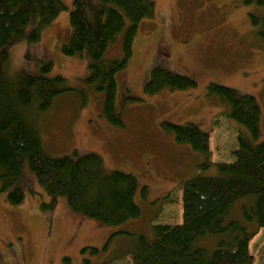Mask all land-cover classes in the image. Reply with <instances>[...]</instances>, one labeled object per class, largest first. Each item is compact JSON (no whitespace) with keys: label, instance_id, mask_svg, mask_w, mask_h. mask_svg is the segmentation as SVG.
I'll use <instances>...</instances> for the list:
<instances>
[{"label":"rangeland","instance_id":"1","mask_svg":"<svg viewBox=\"0 0 264 264\" xmlns=\"http://www.w3.org/2000/svg\"><path fill=\"white\" fill-rule=\"evenodd\" d=\"M63 1L68 9L43 30L39 42L26 37L6 49L2 79L14 84L26 75L62 77L68 90L51 107L31 111L42 150L73 159L95 154L107 172L133 174L141 214L104 224L76 212L66 196L45 190L26 161L13 184L5 186L0 177V264H133L129 252L141 235L154 240V225L183 222L182 181L198 172H216L213 166L201 168L203 153L178 142L165 123L195 124L210 132V161L233 162L242 124L228 118L229 105L210 92L215 83L254 96L264 128V43L259 25L251 20V14L263 15L264 8L247 0H155L154 16L138 23L129 55L125 39L131 22L126 19L104 55L108 61L126 60L116 74L115 106L124 124L117 125L104 111L105 93L89 80L87 56L62 50L71 38L69 13L74 8L73 0ZM34 24H28L26 36ZM46 64L49 70L43 71ZM153 68L188 76L196 84L148 92ZM16 187L24 191L20 204L9 200ZM239 212L236 208L234 216L243 220ZM205 243L210 249L216 246ZM249 248L253 264H264V228Z\"/></svg>","mask_w":264,"mask_h":264},{"label":"trees","instance_id":"2","mask_svg":"<svg viewBox=\"0 0 264 264\" xmlns=\"http://www.w3.org/2000/svg\"><path fill=\"white\" fill-rule=\"evenodd\" d=\"M251 1L264 8V0H247ZM73 2L74 8L69 13L72 34L62 50L66 55L87 56L89 80L93 88L106 95L105 113L117 125H124L114 96L116 74L124 68L126 60L108 61L104 55L126 27V19L131 25L125 47L128 55L132 53L138 23L154 16L155 0ZM67 9L63 0H0V177L5 186L13 184L27 161L45 190L66 196L74 211L104 224H120L141 214L134 200L138 180L133 174L107 172L102 158L95 154L78 159L52 157L41 148L42 140L31 111L51 107L55 98L68 90L64 79L60 76L50 79L43 74L23 76L14 84L2 79L6 49L26 37L30 43L39 42L43 30ZM251 20L259 25L264 43V14H251ZM30 22L35 23L34 28L26 36ZM49 66L44 65L43 71L49 70ZM195 84L188 76L153 68L146 89L156 92L165 86L185 89ZM209 90L229 105L228 118L244 126L238 127L235 160L212 163L210 132L195 124L165 123L178 142H188L203 153L205 161L201 168L213 166L216 172L207 175L198 172L182 181L183 222L154 225V240L141 235L129 252L133 264H253L249 243L264 228V128L259 125L260 107L254 96L241 95L234 88L211 83ZM23 195V189L16 187L10 191L9 200L20 204ZM236 208L243 220L234 216ZM207 241L216 246L206 247Z\"/></svg>","mask_w":264,"mask_h":264},{"label":"crops","instance_id":"3","mask_svg":"<svg viewBox=\"0 0 264 264\" xmlns=\"http://www.w3.org/2000/svg\"><path fill=\"white\" fill-rule=\"evenodd\" d=\"M110 261H108V262H105L104 264H106V263H109Z\"/></svg>","mask_w":264,"mask_h":264},{"label":"bare ground","instance_id":"4","mask_svg":"<svg viewBox=\"0 0 264 264\" xmlns=\"http://www.w3.org/2000/svg\"><path fill=\"white\" fill-rule=\"evenodd\" d=\"M141 22V21H140ZM147 105V104H146Z\"/></svg>","mask_w":264,"mask_h":264}]
</instances>
